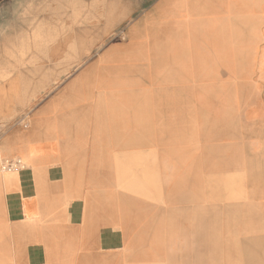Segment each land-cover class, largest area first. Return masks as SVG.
<instances>
[{"label": "crops", "instance_id": "1", "mask_svg": "<svg viewBox=\"0 0 264 264\" xmlns=\"http://www.w3.org/2000/svg\"><path fill=\"white\" fill-rule=\"evenodd\" d=\"M147 2L0 0V163L23 164L0 172V264L208 256L206 170L195 173L198 190L184 186L177 200L173 176L165 190L155 167L170 164L158 148L179 130L172 108L216 97L217 81L233 79V64L263 58L264 0H155L133 17ZM103 7L124 8V38L89 59L85 48L70 49L87 38L84 29L69 33L68 12ZM58 11L66 15L52 16ZM148 165L152 191L143 184ZM128 167L141 181L135 191ZM257 184L260 194L234 191L227 199L255 212L248 222L260 225L250 238L264 243V180Z\"/></svg>", "mask_w": 264, "mask_h": 264}, {"label": "rangeland", "instance_id": "2", "mask_svg": "<svg viewBox=\"0 0 264 264\" xmlns=\"http://www.w3.org/2000/svg\"><path fill=\"white\" fill-rule=\"evenodd\" d=\"M152 1L155 0L135 6L133 17L149 8ZM57 13L62 12L52 13V16ZM123 15V7L68 12L69 33L77 34L78 29H84L87 38L82 43L72 41L70 49L85 48L90 59L96 50L119 43L124 38L121 32L125 22L120 21ZM114 17L118 25L112 22ZM98 34L103 40L94 38ZM232 77L231 81H217L216 97L208 95L202 100L190 97L186 98L185 109L184 105L181 109L172 108L171 122L178 124L179 130L167 134L171 137L164 143L166 147L158 148L160 161L164 162L168 157L170 164L155 167L161 168L159 172L165 190L169 187L166 176H173L177 200L185 197L184 186L187 193L198 190L199 179L195 173L206 170L210 225L205 226V238L210 243V251H206V259L192 256L189 261L180 259L177 264H264V243L258 237L250 238V233L260 225L248 222L255 218L251 216L255 212L242 204L236 208L227 199L234 191L237 194L261 192L257 183L264 180V56L246 64H233ZM199 110L202 113H196ZM155 167H141L146 190L154 189L155 181L151 180L150 174ZM134 169L128 167L127 178V186L133 191L141 184L134 178ZM220 198H224L225 204H217ZM130 206L138 209L136 199H131ZM237 209L243 216L234 215ZM172 262L176 264V261H170V264Z\"/></svg>", "mask_w": 264, "mask_h": 264}, {"label": "built area", "instance_id": "3", "mask_svg": "<svg viewBox=\"0 0 264 264\" xmlns=\"http://www.w3.org/2000/svg\"><path fill=\"white\" fill-rule=\"evenodd\" d=\"M22 169H23V164L19 158H11L8 160H3L0 163L1 173H12V172L20 171Z\"/></svg>", "mask_w": 264, "mask_h": 264}]
</instances>
